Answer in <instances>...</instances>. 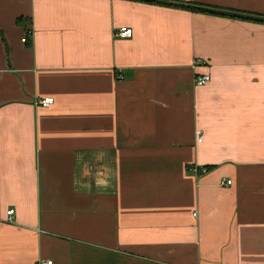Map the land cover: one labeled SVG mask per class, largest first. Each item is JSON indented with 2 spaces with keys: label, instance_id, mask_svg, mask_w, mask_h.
<instances>
[{
  "label": "crops",
  "instance_id": "0c3cea01",
  "mask_svg": "<svg viewBox=\"0 0 264 264\" xmlns=\"http://www.w3.org/2000/svg\"><path fill=\"white\" fill-rule=\"evenodd\" d=\"M175 1L264 15V0ZM39 258L264 264V21L0 0V264Z\"/></svg>",
  "mask_w": 264,
  "mask_h": 264
},
{
  "label": "built area",
  "instance_id": "2783aa9c",
  "mask_svg": "<svg viewBox=\"0 0 264 264\" xmlns=\"http://www.w3.org/2000/svg\"><path fill=\"white\" fill-rule=\"evenodd\" d=\"M131 27L125 26V25H118L116 29L113 31L114 36H120V37H130L131 36ZM29 33V30L27 31ZM208 79V74L207 73H202V74H194L192 76V81L194 85H202L206 82ZM35 102L37 104H40L42 106L47 107L52 102V96H46L42 97L40 99H36ZM194 171L197 173H203L207 170V168L202 167V166H193ZM221 185H229L230 180L228 178L223 179V181L220 182ZM13 213V208L8 207L7 210L5 211L6 217H10L11 214ZM36 264H52V260L48 258H39L36 262Z\"/></svg>",
  "mask_w": 264,
  "mask_h": 264
},
{
  "label": "water",
  "instance_id": "95a60500",
  "mask_svg": "<svg viewBox=\"0 0 264 264\" xmlns=\"http://www.w3.org/2000/svg\"><path fill=\"white\" fill-rule=\"evenodd\" d=\"M178 4L183 5V6H189V7H193V8H197V9H204L210 12H219V13H223V14H227V15H235V16H240V17H244V18H252L255 20H262L264 21V15H256V14H252V13H248V12H241V11H236L234 9H225V8H220V7H213V6H208V5H199V4H194V3H182L179 2Z\"/></svg>",
  "mask_w": 264,
  "mask_h": 264
},
{
  "label": "trees",
  "instance_id": "16d2710c",
  "mask_svg": "<svg viewBox=\"0 0 264 264\" xmlns=\"http://www.w3.org/2000/svg\"><path fill=\"white\" fill-rule=\"evenodd\" d=\"M153 1H155V2H161V3H165V4H171V5H177L178 4L177 1H175V0H173V1H171V0H153Z\"/></svg>",
  "mask_w": 264,
  "mask_h": 264
}]
</instances>
